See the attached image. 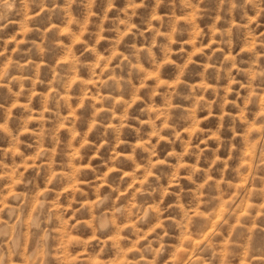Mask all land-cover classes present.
<instances>
[{"label":"rangeland","instance_id":"obj_1","mask_svg":"<svg viewBox=\"0 0 264 264\" xmlns=\"http://www.w3.org/2000/svg\"><path fill=\"white\" fill-rule=\"evenodd\" d=\"M0 25L2 264H264V0H0Z\"/></svg>","mask_w":264,"mask_h":264},{"label":"clouds","instance_id":"obj_2","mask_svg":"<svg viewBox=\"0 0 264 264\" xmlns=\"http://www.w3.org/2000/svg\"><path fill=\"white\" fill-rule=\"evenodd\" d=\"M8 7L10 8V7H12V5L9 4ZM2 27H3V25H0V28H2ZM103 226H104V224L102 223V224H101V227H103ZM0 264H2V262H0Z\"/></svg>","mask_w":264,"mask_h":264},{"label":"bare ground","instance_id":"obj_3","mask_svg":"<svg viewBox=\"0 0 264 264\" xmlns=\"http://www.w3.org/2000/svg\"><path fill=\"white\" fill-rule=\"evenodd\" d=\"M222 215V214H221Z\"/></svg>","mask_w":264,"mask_h":264}]
</instances>
